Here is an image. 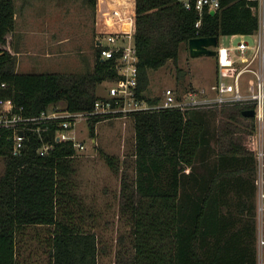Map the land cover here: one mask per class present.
<instances>
[{
	"label": "trees",
	"instance_id": "obj_1",
	"mask_svg": "<svg viewBox=\"0 0 264 264\" xmlns=\"http://www.w3.org/2000/svg\"><path fill=\"white\" fill-rule=\"evenodd\" d=\"M89 1L97 5V0ZM15 14V0H0V98H11L24 114L61 99L71 110L91 108L99 96L97 83L117 74L113 60L102 59L96 46L91 71H18L16 54L3 46L15 27ZM197 18L180 0H136L141 96L149 70L177 61L182 41L259 28V17L246 0H222L215 12H204L200 26ZM147 98L157 101L159 96ZM229 107L235 109L232 116L254 119L243 113V105ZM215 110L218 106L164 107L129 114L135 128V171L133 178L123 177L120 205L131 223L132 252L116 264H257L252 131H247V143L230 136L227 144L220 130L211 128ZM101 117L90 119L91 130ZM50 126L42 129L44 139L26 131L19 153L14 152L13 129L0 126V156L6 160L0 174V264H36L22 259L25 235L33 226L42 228L36 231L42 253L37 247L29 256L40 259L39 264H100L99 235L83 212L73 179L77 149L71 140H55L56 125ZM49 140L53 146L40 151ZM105 158L118 170L114 155Z\"/></svg>",
	"mask_w": 264,
	"mask_h": 264
},
{
	"label": "rangeland",
	"instance_id": "obj_2",
	"mask_svg": "<svg viewBox=\"0 0 264 264\" xmlns=\"http://www.w3.org/2000/svg\"><path fill=\"white\" fill-rule=\"evenodd\" d=\"M97 6L89 0H15V27L7 34L3 45L16 54L18 71H59L86 72L93 70L96 56ZM255 34H246L244 38L255 42ZM240 35L222 34L220 45H236ZM177 61L169 59L158 68L149 70V83L145 93L149 96H161L165 87L186 88L190 85L209 87L217 77V54L193 55L189 44L182 41ZM253 48L245 53L252 55ZM232 53L241 57V51L232 49ZM184 70L183 80L179 72ZM106 81L96 85L97 94L106 91ZM58 103L64 104L61 99ZM229 107V106H228ZM228 110V111H227ZM222 111L221 106L213 111L211 128H218L222 139L229 143L232 136L238 143H247L252 131V148L255 157L256 185L259 173L258 132L255 118L231 115L234 108ZM254 122L255 125L252 126ZM232 129L231 131H227ZM76 134L85 142V148L77 150L73 165V179L79 194L83 212L99 235L100 264H116L122 255L132 252L128 216L121 208L120 190L124 175L134 176L135 128L130 115L101 117L91 130L90 119L76 122ZM109 153L117 158L118 170L106 160ZM264 158V157H263ZM5 157L0 156V174L5 169ZM255 199H257V187ZM25 240L28 255L30 249L37 250L39 238L36 231L40 227L30 228ZM42 253L41 246L38 252ZM44 256V254H43Z\"/></svg>",
	"mask_w": 264,
	"mask_h": 264
},
{
	"label": "built area",
	"instance_id": "obj_3",
	"mask_svg": "<svg viewBox=\"0 0 264 264\" xmlns=\"http://www.w3.org/2000/svg\"><path fill=\"white\" fill-rule=\"evenodd\" d=\"M188 10H195L200 26L206 10L215 11L222 0H180ZM259 17L255 42L240 34L236 45H220L217 48V77L209 87L190 85L186 88L165 87L157 101H150L145 93L138 92V52L135 44L136 0H99L97 7V36L95 38L102 59H111L116 67L114 78L106 79V91L94 100L89 109L71 110L65 104L49 105L38 113L24 114L11 98H0V126L14 131V152L19 153L26 131L33 130L43 138L42 129L56 125L55 140H71L77 150L85 148V142L76 134V122L101 116L129 115L137 110L164 107L193 108L202 106L243 105L254 108L258 132L259 173L257 182V264H264V0H246ZM241 51V57L232 49ZM253 48L251 56L245 53ZM21 109V107H19ZM21 131V132H20ZM53 142L43 141L39 150L48 152Z\"/></svg>",
	"mask_w": 264,
	"mask_h": 264
},
{
	"label": "water",
	"instance_id": "obj_4",
	"mask_svg": "<svg viewBox=\"0 0 264 264\" xmlns=\"http://www.w3.org/2000/svg\"><path fill=\"white\" fill-rule=\"evenodd\" d=\"M211 12H215V9H211ZM190 51L193 55L199 54H217V46L219 44L218 35H195L188 39ZM185 73L184 70L179 72V77ZM243 113L247 116H253L255 109L244 108ZM21 132V131H20Z\"/></svg>",
	"mask_w": 264,
	"mask_h": 264
},
{
	"label": "crops",
	"instance_id": "obj_5",
	"mask_svg": "<svg viewBox=\"0 0 264 264\" xmlns=\"http://www.w3.org/2000/svg\"><path fill=\"white\" fill-rule=\"evenodd\" d=\"M98 1L99 0H97V5H98ZM98 7V6H97ZM16 20V19H15ZM241 33H234V34H232V35H234V36H236V35H240ZM220 37H221V35L219 36V39H220ZM15 51V54H19L20 53V51L17 49H14ZM18 67V66H17ZM29 234V233H28ZM28 234H26L25 235V238H26V236H28ZM29 254H30V252L28 253V255H26V256H23L22 257V259H24V260H27V261H34L36 264H39L40 263V259H37V257L36 256H29ZM42 260H44V258L42 259Z\"/></svg>",
	"mask_w": 264,
	"mask_h": 264
}]
</instances>
